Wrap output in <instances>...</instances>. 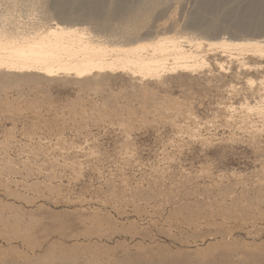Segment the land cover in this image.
Listing matches in <instances>:
<instances>
[{"label": "rangeland", "instance_id": "rangeland-1", "mask_svg": "<svg viewBox=\"0 0 264 264\" xmlns=\"http://www.w3.org/2000/svg\"><path fill=\"white\" fill-rule=\"evenodd\" d=\"M29 1L46 27L63 21L52 0ZM131 2L135 13L142 0ZM159 3L136 40L181 35L183 60L200 66L167 70L161 81L139 82L119 69L96 78L0 76V228L25 227L41 243L32 252L1 234L6 260L16 258L12 249L39 254L56 240L82 243L78 251L105 257L102 264H264V47L214 43L263 39L264 24L234 30L219 16L223 3L208 11L196 0ZM15 5L16 18L30 8ZM194 12L204 18L187 26ZM97 21L82 24L125 44L117 30L102 35ZM212 23L214 33L200 28ZM191 33L197 40L185 41ZM210 242L212 251L198 255ZM78 261L70 264H85Z\"/></svg>", "mask_w": 264, "mask_h": 264}, {"label": "bare ground", "instance_id": "bare-ground-1", "mask_svg": "<svg viewBox=\"0 0 264 264\" xmlns=\"http://www.w3.org/2000/svg\"><path fill=\"white\" fill-rule=\"evenodd\" d=\"M3 1L5 2L4 8L6 7V9L3 11L2 8L1 11L3 12L0 11V76L2 77L8 73L20 72L27 74L35 73L36 75L42 74L47 77L65 74L75 78H80L81 76H92L94 78L107 70L115 71L114 69H119L129 73L131 77L138 79L137 81L139 82L152 78L161 81V75L167 70L192 68L200 66L203 63L195 62V64L190 65L187 61L183 60L185 58V50L183 47L179 48L177 44L181 35H156L150 40H148V38V41H145L146 38L144 35L142 36V38H145L142 40L144 42L136 40L138 32L140 33L139 30L142 28L144 30V28L147 27L146 25H148L147 23L150 20V15L148 13L150 10H155L156 7L160 5V0H142L140 3L141 6L138 8L139 10L135 13L134 10L137 7H134V4L131 2L135 0H52L50 3L51 10L53 9L55 16L63 21L57 23L56 20L55 23L52 22V25H50L51 23L48 24L47 27L45 26L46 23H43L44 19L41 21L38 15H36V18L34 17L33 10L35 7L34 5L29 6V2L31 1L22 0L26 6L28 5L30 7L28 8V6H25L28 8L26 10L23 8L24 5L22 6L27 13L23 11L26 15L23 18L27 20L20 19L21 14L24 16V13L20 14L18 12V16H20L18 18H16L17 14H15V16L11 14L13 10L16 9L14 5L18 0ZM3 1L1 0V2ZM164 2L165 1L162 3ZM196 2L197 8L205 11L213 9L215 3H223L221 7L222 11L219 13V16L225 17L231 21L232 27L236 31H243L248 28L252 31H260L262 24H264V0H196ZM44 3H48L47 0L37 1L38 7H41ZM31 4L34 3L32 2ZM183 4V2H180L179 7H182ZM216 5L218 6V4ZM43 8L45 7L43 6ZM11 9L13 10L10 13ZM35 9L37 11V8ZM45 12L46 11L43 13ZM51 13L53 12H50V14ZM49 15L44 18L48 20ZM29 16L33 17L28 19ZM51 17L53 19V14ZM187 17V26L190 27H194V25L204 18V16L199 15L197 12L190 13ZM67 18H70V22ZM91 19H97V22L100 21L98 26L96 24L99 31L107 28L115 31L117 30L118 34L114 32V37L116 34L121 36L119 38L117 36V38L119 40L122 38L125 39V44L123 42V44L119 42V44H116L113 40L115 38L112 39L113 41L110 40V35H112V33L107 32L110 36L109 39L103 36L106 40L102 36L101 38L104 40L100 39V36L97 37L94 32L91 34L92 31H89L85 27L86 25L84 26L82 24L84 22L87 23V21ZM71 20H75V24H69ZM65 21H67V23ZM77 21L79 24H76ZM44 22L46 21L44 20ZM166 24H162L159 27L163 28ZM93 25L95 24H92L93 28H91L94 30ZM169 25L176 26L175 19L171 20ZM96 26L95 29L97 28ZM198 26L199 25H197V27ZM87 27H89V25ZM200 28H205V31H212V33H214L216 24L212 23L206 27L200 26ZM100 32H102L103 35V31L101 30ZM192 35L191 33V36H185V41L192 42L197 40V37L194 36L195 34L193 35L194 37ZM138 38H140V36H138ZM214 43L223 47H248L259 53H263L262 47H264V38H253L248 40L241 37L238 42H232L230 40L228 41L226 38H222ZM170 56H172V58H169ZM170 59L173 62L170 63L172 64L171 66H168V62L166 61ZM259 68L261 69L262 67L260 66ZM262 73L260 83L264 91V66ZM16 227L15 229H6L2 227L0 228V235L5 234V241L8 243L15 238L21 239L32 252L34 249H39L41 243L37 244L35 241H32L29 229L21 226ZM89 228L94 230L97 229V231L100 232V229L96 226ZM88 232L89 229H86L84 234L90 236L86 234ZM213 245L214 243L210 242L205 247L199 248V251L196 250V252H198V255L204 256L212 251ZM46 246L43 252L39 254H29L27 251H19L16 250L15 247H11V249L15 248L16 250H11V253H13L16 258H11L9 261L6 260V258H3L4 256H8L9 253L6 252L0 255V264H55V257H58L62 262L63 259H65L68 262L76 263L78 259L81 258V260H84L85 264H102L106 259L103 256L90 253L86 247L78 251V247L83 245L77 241L65 244L53 240ZM224 254L227 255V253Z\"/></svg>", "mask_w": 264, "mask_h": 264}]
</instances>
